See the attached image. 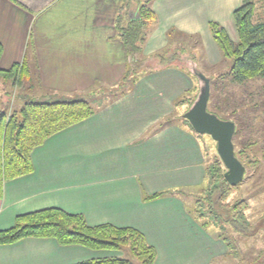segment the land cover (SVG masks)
<instances>
[{
  "label": "crops",
  "instance_id": "0c3cea01",
  "mask_svg": "<svg viewBox=\"0 0 264 264\" xmlns=\"http://www.w3.org/2000/svg\"><path fill=\"white\" fill-rule=\"evenodd\" d=\"M124 1L0 0V68L26 63L33 88L26 81L25 99L118 85L128 62L115 25ZM243 1L154 0L158 23L144 54L163 48L167 31L176 28L199 35L209 61H217L208 22L237 37L232 13ZM191 87L183 71L152 73L90 118L49 137L31 153L32 173L4 183L0 230L11 228L18 215L59 208L83 215L89 226L138 230L156 251L154 264H209L224 254V244L192 219L190 200L181 196L205 186L208 162L201 139L178 123L173 106ZM170 115V125L157 129ZM160 192L169 193L147 199ZM121 255L52 238L0 245V264H78Z\"/></svg>",
  "mask_w": 264,
  "mask_h": 264
},
{
  "label": "trees",
  "instance_id": "16d2710c",
  "mask_svg": "<svg viewBox=\"0 0 264 264\" xmlns=\"http://www.w3.org/2000/svg\"><path fill=\"white\" fill-rule=\"evenodd\" d=\"M154 0H125L121 6V14L116 18V32L127 54V68L121 82L112 87H98L94 92L102 96L106 91L109 103L128 94L134 85L143 76L174 68L185 72L198 85L185 92L174 101L175 113L185 106V113L196 101L203 82L197 77L201 73L197 67L198 58L203 56V46L200 36L188 34L170 28L166 33L167 45L151 54H144L143 47L156 28L158 19L152 8ZM135 5L136 18H128V10ZM125 8V9H124ZM125 12V16L123 14ZM254 5L244 0L233 13V21L238 40L233 42L225 28L218 22H208V29L213 41L219 48L222 56L231 62L229 76L232 82L242 83L246 80L260 78L264 80V21H252ZM2 45L0 44V57ZM186 56V59H183ZM0 78L14 88H21L25 81L30 82L29 89L33 88L30 80V69L26 63L13 64L8 69L0 68ZM209 80L211 81L210 77ZM88 93H90L88 91ZM107 94V93H106ZM105 94V95H106ZM81 96V97H79ZM1 102V106H2ZM94 102L86 99L83 93L77 97L60 96L56 99L34 100L26 99L20 108L11 112L1 110L0 106V199L3 195L4 183L17 177L28 175L33 171L31 159L32 151L42 145L52 135L84 121L93 116L97 108ZM183 115V114H182ZM182 115H178L191 128ZM171 115L161 119L158 129L170 125ZM192 130V128H191ZM235 134V133H234ZM206 153V150L204 151ZM242 150L237 159L245 167L248 159ZM225 168L219 158L210 157L205 167V186L201 196L194 200V205L200 213L194 214L190 207L188 212L192 219L203 229L205 214L215 216L219 214L227 222L235 224L240 231L248 232L243 223L246 209L245 202L238 200L232 204H225V199L231 192V186L224 178ZM169 192L155 193L147 199L162 197ZM227 205V206H225ZM216 208H225L228 214L220 213ZM216 214V215H215ZM220 221H223L220 219ZM225 222V221H224ZM27 237L52 238L59 245H80L93 250H112L122 253L118 257H108L81 262L78 264H154L156 251L136 229L126 227L117 228L109 224L89 226L81 214H69L59 208H47L16 216L14 225L6 230H0V245L13 244ZM222 237L221 234L217 236ZM230 248L227 238H222Z\"/></svg>",
  "mask_w": 264,
  "mask_h": 264
},
{
  "label": "rangeland",
  "instance_id": "374dc122",
  "mask_svg": "<svg viewBox=\"0 0 264 264\" xmlns=\"http://www.w3.org/2000/svg\"><path fill=\"white\" fill-rule=\"evenodd\" d=\"M247 1L252 2L254 5L252 21L254 23L264 21V0ZM134 6V4L131 5L129 9V18H136L137 16ZM120 14L122 15L121 11ZM232 39L233 42H237L238 37H233ZM165 40V46L160 49L166 47L168 41L167 38ZM200 40L202 42L201 37ZM201 44L203 46V56L201 55L198 58L197 67L204 76L211 78L207 110L221 120L234 123L235 134L232 140L234 152L238 156L243 150V154L248 157V159H243L245 160V173L242 181L230 187L231 192L224 202L227 205L238 200L245 202L246 209L243 215V226H245L248 232L240 231L235 224L227 222L219 214H215L217 219L212 215L209 218L205 214L203 224L206 225V229L200 227L211 238L220 240L225 248V253L212 259L209 264H264V80L254 78L242 83L232 82L228 75L231 62L222 56L215 42L214 45L220 55L215 62L209 61L203 42ZM183 59L187 60L186 56H183ZM190 79L192 80V87L194 84L198 85L196 80ZM25 87H27L26 81L23 87L14 88L10 84L3 82L0 78V100L3 103L1 110L11 112L14 109L20 108L24 100H26L24 98ZM93 90L95 91V89H91L80 93H83L86 99L94 102L93 105L95 107L105 103L108 96L112 94L109 92L115 91V89L106 91L100 96L96 92L92 93L94 92ZM80 93L74 92L65 96L77 97ZM184 111L185 109H179L177 113L178 115H182ZM177 121L180 125L187 126L184 124L186 122L183 119H177ZM156 128L158 129V126ZM197 135L202 141L204 151L206 150L207 160L210 157H216V143L207 135ZM191 194L192 197L196 198L198 195L201 196L202 191L196 190ZM181 196L187 197L190 200V208L194 214L200 213L199 208L193 203L194 200L186 192L182 193ZM216 209L224 215L228 214L225 208ZM220 219L223 221H220ZM219 234L222 237L218 238ZM222 238L228 239L231 249L225 245ZM133 262L134 264H139L137 259L133 260Z\"/></svg>",
  "mask_w": 264,
  "mask_h": 264
},
{
  "label": "water",
  "instance_id": "95a60500",
  "mask_svg": "<svg viewBox=\"0 0 264 264\" xmlns=\"http://www.w3.org/2000/svg\"><path fill=\"white\" fill-rule=\"evenodd\" d=\"M197 77L203 82V86L196 101L182 116L188 121L195 133L207 135L216 143L217 155L226 170L224 178L230 186H235L242 181L245 173V167L237 159L234 152L232 140L235 125L231 121L221 120L208 112L210 80L202 73H198Z\"/></svg>",
  "mask_w": 264,
  "mask_h": 264
}]
</instances>
